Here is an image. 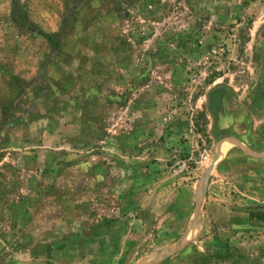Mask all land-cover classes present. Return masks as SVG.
<instances>
[{
  "label": "rangeland",
  "instance_id": "rangeland-1",
  "mask_svg": "<svg viewBox=\"0 0 264 264\" xmlns=\"http://www.w3.org/2000/svg\"><path fill=\"white\" fill-rule=\"evenodd\" d=\"M248 99L264 0H0V264H264L200 180Z\"/></svg>",
  "mask_w": 264,
  "mask_h": 264
},
{
  "label": "crops",
  "instance_id": "crops-1",
  "mask_svg": "<svg viewBox=\"0 0 264 264\" xmlns=\"http://www.w3.org/2000/svg\"><path fill=\"white\" fill-rule=\"evenodd\" d=\"M234 103L242 104L245 110L240 112L227 111L222 112V114L221 112L212 113L213 120L214 116H220L221 114L220 118L217 117L216 119L218 132H212L211 134L213 139L219 142L215 152L216 158L205 167L201 173L200 180L203 183L213 172H220L222 179L220 180L219 177L212 183L218 180L221 182L219 186L224 187L227 182L226 178H228L231 170L229 167H225L224 163L234 164L235 175H233L232 181L235 184H231V177L227 179L232 188L241 190L247 182L246 185H250V188L257 189L249 192L250 196L246 197L249 200H237V191L227 190L228 196L233 201L231 199L218 201L219 199L215 198L213 201H218L222 208L231 212L229 214L230 217L228 216L227 218L234 219V215L231 214L237 212L243 220L249 221L246 213L248 209L259 208L264 210V122H262L264 121V102L248 99ZM253 193L256 196L252 197ZM196 196L197 189L192 194V198ZM199 197L200 192L195 199L196 202H198Z\"/></svg>",
  "mask_w": 264,
  "mask_h": 264
},
{
  "label": "trees",
  "instance_id": "trees-1",
  "mask_svg": "<svg viewBox=\"0 0 264 264\" xmlns=\"http://www.w3.org/2000/svg\"><path fill=\"white\" fill-rule=\"evenodd\" d=\"M48 43L54 42V39H51L50 37L46 38ZM247 217L249 221H254L258 223H264V210L259 208L254 209H248L247 210Z\"/></svg>",
  "mask_w": 264,
  "mask_h": 264
}]
</instances>
